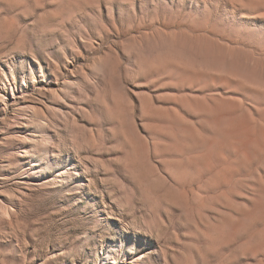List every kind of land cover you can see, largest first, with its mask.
<instances>
[{
    "label": "rangeland",
    "instance_id": "1",
    "mask_svg": "<svg viewBox=\"0 0 264 264\" xmlns=\"http://www.w3.org/2000/svg\"><path fill=\"white\" fill-rule=\"evenodd\" d=\"M0 264H264V0H0Z\"/></svg>",
    "mask_w": 264,
    "mask_h": 264
}]
</instances>
